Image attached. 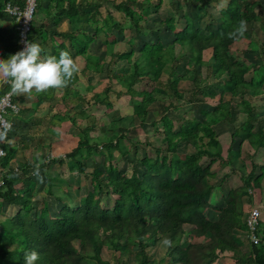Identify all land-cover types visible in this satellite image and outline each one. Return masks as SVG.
Wrapping results in <instances>:
<instances>
[{
  "label": "trees",
  "instance_id": "trees-1",
  "mask_svg": "<svg viewBox=\"0 0 264 264\" xmlns=\"http://www.w3.org/2000/svg\"><path fill=\"white\" fill-rule=\"evenodd\" d=\"M12 1L22 7L25 4V0ZM50 1L56 4L53 23L58 25L59 20L65 17L74 26L78 22L82 24L71 33H54L63 39L60 44L62 51L84 57L87 64H93L88 52L92 43L102 37L109 57L108 79L110 82L116 80L126 89L117 96L149 95L148 99L134 107L133 121H139L141 128H147L150 106L156 101L163 97L184 100L179 90L182 81L189 80L195 86L192 102L202 93L205 96H218L219 103L213 110H202V118L188 120L178 132L174 130V121L168 114L154 122L151 127L164 135L162 143L165 148L153 147L156 158H143L140 160L142 168L135 166L131 174L120 170L113 159L114 152H119L124 158L129 153L122 144L123 140L132 143L127 127H119L112 135L94 144L89 135L91 128L79 126L73 117V125L80 130V141L67 159L72 161V173L93 182L96 198H87L76 207L66 205L56 217L51 215L48 208L33 214L35 181L32 177L38 175L47 180L46 164L40 167L19 164L17 169L9 168L14 153L3 147L6 156L0 160V180L3 181L0 201L17 207L19 211L12 218H7L0 206V264H24L25 254L31 251L39 254L37 264H127L125 259L131 257H134L136 264H214L226 253H232L236 264H264V244H252L251 251L244 253L240 250L243 242L237 235V231L247 232L244 199L249 195V189L261 186L264 166L260 168L253 163V170L244 178V185L231 190L225 198L226 207L218 209L211 203L213 189L206 186L207 180L213 177L211 165L207 166L201 160L207 157L212 164L221 157L222 145L214 125L231 117L234 112L233 99L245 101L246 96L252 95L259 97L264 104V42H258L262 55L260 63L247 59L252 43L257 44L250 38L248 25L255 23L264 32V6L261 2L230 0L219 11L221 24L216 28L211 23L204 27L195 24L186 12V4L200 5L205 16L207 8L216 6L221 0H185V4L178 3L174 11V15H179L178 21L171 16L161 22L165 31L174 35L173 42L167 47L160 46L157 41L147 42L137 52L135 47L141 33L157 34L152 27H145L142 23L151 15L152 8L159 9L163 0H159L155 6L152 0H110L117 12L130 19L137 32L128 41L129 50L121 52L115 49L117 41L112 43L109 38L113 30L120 31L124 26L115 22L110 13L102 18V26L96 27L92 35L85 32L81 23L83 19L87 20V25L98 23L96 19L102 15V4L96 5V11L91 16L88 11L91 4L83 5L78 0ZM40 4L38 2V6ZM2 8L0 6V11ZM196 19L198 22L202 20L200 16ZM180 20L185 26L177 31L175 25ZM241 20L247 22L245 35L230 38L229 34L236 30ZM33 23L30 42L36 41L43 47L48 37L46 25L38 29ZM66 41L70 46H66ZM184 58L188 60L184 67L185 74L181 75L177 65ZM120 62L125 63L124 68L113 69ZM196 66L207 67L221 89L218 94L213 91L205 94L200 78L190 76L191 69ZM100 67L103 72L104 67L97 63V68ZM79 80L77 73L69 88L65 89L66 96L73 95L83 108H89L92 104L111 107L113 86H108L102 94H95L88 101L87 97L72 88ZM225 95H230L232 100L224 101ZM171 109L178 110L179 106L171 103L164 107L166 113ZM247 110L249 120L235 130L233 144L236 140L248 142L257 151L264 148V128L260 124L254 131L256 110L251 104ZM81 113L85 114L86 111ZM181 144L192 146L196 153L180 154ZM101 145L106 149V154L100 150ZM95 154L100 155L102 163L95 161ZM230 154L235 155L233 149ZM89 158L93 160L91 168L87 166ZM51 161L54 164L65 163L64 158ZM258 169L262 172L259 178L256 177ZM20 184L22 188L19 189ZM48 184V193L53 195L52 180ZM104 195L116 197L112 208L102 206L99 198ZM208 209L219 212L217 221L208 218ZM165 239L171 241L167 256L160 261L151 260L148 248ZM105 248L119 253L117 262L103 258Z\"/></svg>",
  "mask_w": 264,
  "mask_h": 264
},
{
  "label": "crops",
  "instance_id": "crops-1",
  "mask_svg": "<svg viewBox=\"0 0 264 264\" xmlns=\"http://www.w3.org/2000/svg\"><path fill=\"white\" fill-rule=\"evenodd\" d=\"M4 2L5 0H0V6H3ZM80 2L83 5L91 4L89 9L94 7L95 11H96L95 8L96 5L102 4V2L100 3L97 2L96 0H78V3ZM41 5H42L41 7L47 9V14L43 16H39L34 20L35 27L38 29L41 26L46 25L45 32L48 33V37L47 39H45L42 47L44 49V52L41 55L42 56L56 55L58 57L59 53L62 51L60 44L63 42V39L61 37L55 36L54 33L55 32L71 33L72 31H74V29L79 28L80 25L82 24L78 22L76 26H74L71 24L70 19L63 17L57 23L58 25H56L55 22L53 23V19L55 18V14H56V10H55L56 4L51 2L50 0H42ZM210 7L211 6L207 8V12L209 13V16L212 15L211 11L209 10ZM100 17L101 16H98L96 20L98 21ZM212 17L215 16L212 15ZM81 23H83V25L85 26L87 20L83 19ZM101 40L102 37H99L94 41V44ZM65 44L66 46H70L68 41H66ZM18 51H20V44H19L16 24L12 18L0 13V59H8L11 55H14ZM256 53L257 54L253 59L255 62L258 63L260 62V59H262V55L259 54V52L257 51ZM73 58L75 59L76 63L80 68V71L78 72V76L80 80L72 88L73 90L79 92L81 96L87 97V100L89 101L91 100L93 95L97 94L96 85L98 84V82L94 84L90 80V83H88L87 79L89 75H93V77L95 76L96 78L98 74L102 73L101 67L98 70L96 69L97 61H94L93 64H87L86 59L84 57L74 55ZM98 64L103 66V62H98ZM91 65H94V67L96 66L95 69H92ZM209 75L213 77L212 74L209 73ZM209 75L208 77L205 78L209 79L210 77ZM213 79H214V83L218 85L214 77ZM188 81L189 80L182 82H188ZM200 83L203 84L206 83V81L201 78ZM84 85H86L87 89H90L89 90L90 92H86L87 90L83 92L81 90L80 87ZM68 88L69 86L63 89L51 90L43 94L33 93L31 96L15 94L14 101L19 105L20 113L18 115H12V114L7 115V117L13 123V128L9 132L4 134L1 140L2 146L6 148L8 151H13L14 153V156L12 157L11 162L9 163V168L17 169L19 164H31V165H36L37 167L46 164L47 167L45 169V176L48 181L52 180L53 182V188H52L53 195H50L48 193L49 191L48 181L38 175H34L32 177V179L35 181L32 206L34 210L36 207H38L39 211H43L48 208V202L54 201L56 204L58 203L60 204V209L57 212L58 213L57 215H59L60 210L64 206L69 205L72 207L74 205L72 203L74 199L71 197L72 193L69 192V190H67V188L64 186V185L67 186L72 184L71 178L67 179L66 181L63 180L65 175L62 174L61 167L66 164V161L63 165H61V164H54L52 163L51 160L61 158L62 155L65 153V151L61 152V150L67 145L68 140L71 139L73 140L74 138H76L75 136H79L78 134L74 136L70 132L71 131L70 127L71 125H73L71 119L74 117L77 121L78 116H85V114L88 113V109H86L87 107L83 108L80 105L81 102L78 101L77 98L75 97L73 98V95L66 96L65 89ZM9 91H11V88L8 84H4L3 86H0V96L4 95ZM206 93L210 94L209 91L205 90V94ZM192 96H194L193 93ZM227 96L228 95L224 96V101H231L232 98L230 95L228 96L229 99L226 100ZM217 97L218 96H216V98ZM211 98L214 97L210 96L209 101H213V99ZM192 99H191V103H192ZM196 99L200 100L199 95L196 97ZM196 99L194 101H196ZM205 99L207 100L206 96ZM110 100L112 101L111 98ZM216 100L218 101L217 104L215 105L217 107L219 103V97ZM201 101H203V99ZM233 104H234V112L231 115V117L214 125V130L216 131L218 135V139L220 140V143L222 145L221 157L216 159V161L212 164H211V160H209L207 157L201 159L202 162L205 163L207 166L211 165L210 172L212 173L213 177L207 180L206 186L211 187L213 189L211 196V203L215 205L218 209H223L226 207L225 198L227 197V195L231 190L239 189L244 185V178L247 177L252 172L253 163L255 165L257 164V166H259L260 168L264 166V148H260L256 151L250 146L248 142H241L240 140H236V142L233 144V136H232L236 129L242 127L244 124L248 122L249 114L247 108L249 104H251L256 110L255 113L256 119L254 123L256 128L254 131H257L260 124H262L264 128V104L263 102H261L259 97L252 95L246 96L245 101L241 100L240 98L233 99ZM92 106H97V105L92 104ZM76 107H79L80 110L76 111L75 110ZM213 109H207V110H213ZM84 110L87 111L85 114H82L81 112L82 111L84 112ZM163 115L165 114H162V116ZM132 116H134V111L132 113ZM162 116L157 117L156 119H151V109H150L149 116L147 119L148 120L147 128L145 127L141 128L139 125L135 126L137 129L133 127L130 128H132V130L134 129L138 131V127H140L145 131V135L149 136V134L153 132L152 131L153 129L151 127L152 124L160 120ZM171 119L174 121V130L176 132L180 131L181 126L183 124L187 123V122L181 123V121L178 122L179 118L177 120H174V118ZM126 120L127 117L120 119V121L123 122H125ZM87 127L91 128L92 126L89 123V125L83 128H87ZM124 127H127V129L129 130L128 138L132 141V143L130 144L126 141V146L129 151L127 157L124 158V156L123 157L121 155L120 156L122 160H125V162L123 161L125 166L126 164L131 165V167L129 168H127L126 166V170H127L126 173L131 174L136 166L133 161L134 154L136 152L135 148L139 145H137L135 141L130 137L131 129H129L128 126L126 125H124ZM113 131L114 129L112 128V134ZM163 137L164 135H162V138ZM145 143L146 145H143V147L147 146V148L151 149V151H153L152 153L153 155H151V152L149 150V152L146 151V155L143 158L149 157L155 159L156 153L153 147H151V142L146 141ZM77 146H75V148H77ZM160 147L165 148V146H160ZM231 149H233L235 153L234 156H231L230 154ZM179 153L190 155V154H195L196 150L190 145L181 144ZM236 153H240V155L237 156ZM67 156L68 155H66L65 158H67ZM115 156L113 159L119 165V161L115 160ZM95 161L98 163L96 158ZM91 162H93L92 159ZM119 168L120 170H125L124 167L121 168L120 165ZM1 171H2V167H0V173ZM261 174H262L261 169H258L256 171V177L259 178ZM71 175L75 176L77 180L79 179V182L76 181L75 184H72L71 186L73 185L78 186L79 185L78 183L81 184L82 181L81 178H79L78 176L75 175V173L72 172L70 173V176ZM61 176H63L62 180H61ZM17 188L19 189L22 188V185L20 184ZM70 189L72 188L70 187ZM39 196L41 199L40 200L41 203L38 202ZM67 196L68 198H66ZM108 196H112V195H108ZM244 201L246 203L244 210L245 215H247L253 208H258L261 211V228L264 232V176L261 181V186L259 188L249 189V195L244 199ZM79 204L80 203H77L76 206H78ZM0 206H2L4 216H6L7 218H12L19 211L17 207L9 206L6 203H2L1 201H0ZM113 206L114 205H112L110 208H112ZM49 211L52 216L54 217L57 216L50 209V204H49ZM206 214L211 221H217L219 218V212L215 210L208 209L206 211ZM186 229L188 230L189 226H187ZM237 235L243 242V246L241 247L240 250L243 251L244 253H249L251 251L252 244L248 239L247 232L242 230L237 231ZM137 250L138 249H135V251ZM105 251L111 256V258H107L105 257V255H103V258L105 260H109L112 263L117 262L119 258V253H116L108 248H105ZM168 251H169L168 245H165L163 241H159L155 244H151L150 247L148 248V254L150 256V259L156 261H160L164 259L167 256ZM125 261H127V264H136V260L134 259V257H131L128 260L125 259ZM214 264H236V262L232 258V253H226L221 255L218 261L215 262Z\"/></svg>",
  "mask_w": 264,
  "mask_h": 264
},
{
  "label": "rangeland",
  "instance_id": "rangeland-1",
  "mask_svg": "<svg viewBox=\"0 0 264 264\" xmlns=\"http://www.w3.org/2000/svg\"><path fill=\"white\" fill-rule=\"evenodd\" d=\"M42 0H38V2L40 3ZM97 2H102L103 7L101 8V17L98 20V23L95 24H89V25H85L84 26V30L86 33L88 34H93L95 32V28L96 27H100L102 26L103 22H102V18H105L107 16L108 13H110L112 15V17L114 18L115 22L121 23L124 28L120 31L118 30H113L110 39V42L114 43V41H117L116 43V47L115 49L118 51H126L129 50V45H128V41L131 38H134L137 35V32L135 30V28H133L130 19L126 18L124 14L119 13L115 10V8L112 5V2L110 0H96ZM117 1V0H115ZM121 1V0H118ZM185 0H163L159 9L155 10V9H151L152 13L151 15L148 17V19L146 21H143V26L145 27H152V29H154L155 32H157V34H152V32L150 34L144 35L141 33V35H139V41L136 43V50L137 52L139 51V48L147 42H152V41H157L159 43L160 46L162 47H167L169 46L173 40H174V35L171 32H166L165 31V26L161 25V22H163L164 20H166L167 18H170L171 16H174V18H176V20L178 21L179 15L175 14L174 15V11L177 9V4L181 3V4H185L184 3ZM251 1H258L261 2V4L264 6V0H251ZM154 6L155 4H159V0H152ZM230 2V0H221L220 3H218L216 6H211L209 8V10L211 11V14L215 17H212V15L209 16V13L207 12V15L204 16L205 11L202 10V7L200 5H194V3H187L186 4V12L187 14L194 19L195 24L200 25L202 27L208 25L209 23L213 24L215 27L220 26L221 21L219 19L220 15H219V11L223 8H225L228 3ZM42 5L40 4V8L39 6L37 7L36 10V15L34 17V20L39 17V16H43L47 14V9L44 7H41ZM88 11L90 12L89 14L92 15L95 11L94 7H92L91 9H88ZM197 16H200L202 18L201 22H198V20L196 19ZM35 22V21H34ZM92 23V22H91ZM33 25H35V23H33ZM212 25V26H213ZM177 31L181 30V28L183 26H185V23L183 22V20H180L179 23H177L176 25ZM248 30L250 31V38L254 41H258L260 43L264 42V32L261 31V29L258 27L257 24L255 23H251L248 25ZM153 31V32H154ZM256 43H252L253 46L250 49L249 53H248V59L250 58V60H253V58H255L256 56V51L259 52L260 54V43L258 44ZM179 51V49H178ZM177 51V52H178ZM88 56L89 58H91L94 61L98 62H103V67H104V71L100 74H96V78L95 76L93 77V75H89L87 82L90 83V80L92 83H97L96 85V89H97V94L100 93L102 94L106 88L108 86H113L114 92L110 94V97L112 99L111 101V107H98V106H92L91 107H87L86 109H88V113L85 114V116H78L77 117V121L76 123L79 124V126L81 127H85L87 125H89V123L91 124V131H90V139L91 142L94 144H98L97 141H99L100 139L103 140L105 137L109 136L112 134V128L115 130V128H119L120 126H128L129 129H131V133H130V137L135 141V143L139 146H137L136 152L134 154V163L137 167H141L140 164V160L146 155V151L151 152V155H153V151H151V149L147 148V146L143 147V145H146V141H150L151 142V147H160V146H164L162 143V134L157 133L155 131V129H153L152 133L148 135H145V131L143 129H141L140 127H138V131L136 130H132V128H136V125H139V121H133V116L132 113L134 111V107L137 104H140L141 102L145 101L146 99L149 98V95L147 93L145 94H138L136 96H127V95H122V96H117V93L119 92H124L126 89L123 88L120 84L117 83L116 80L110 82V80L108 79V75H107V63L109 61V57L106 55V47L104 45V43L101 41L96 42L95 44L93 43L91 45V48L88 52ZM87 56V57H88ZM208 56V55H206ZM252 58V59H251ZM209 59V58H208ZM206 59V60H208ZM188 58H184L178 65H177V69L178 72L181 75L185 74V70L184 67L186 66V62H187ZM261 61V59H260ZM209 62V61H208ZM260 63V62H259ZM125 63L120 62L117 65L113 66V69H121L124 68ZM94 65H91L92 69H95ZM98 70V68H96ZM132 69V67H131ZM192 71L189 73L190 76L193 75H197V77H199L200 79L202 78L203 80L206 81V83H201L203 92L206 91H213L216 92L217 94L220 92V87L214 83V79L213 77H211L209 75V71L207 69V67H203L200 68L198 66L194 67L191 69ZM208 75L210 76L209 79L205 78L208 77ZM81 90L83 92H90V89H87L86 85L81 86L80 87ZM194 85L192 82L188 81V82H182L181 85L179 86V90L180 92L183 94L184 96V100H177L175 98L169 97H163L159 100V102H155L153 105L150 106L151 109V119H156L157 117L162 116V114H168V116L170 118H174V120H177L179 118V121H181V123H186L188 120L190 119H196V118H202L201 116V111L204 109H213L214 107H216L215 105L217 104V98H211L213 99V101H209L210 96H206L207 100L205 99V96L201 94H199V99L192 102L191 103V99H192V93L194 92ZM93 90V89H92ZM92 93V92H91ZM88 95V94H86ZM229 96V95H228ZM228 96L226 97V100L229 99ZM203 99V101H201ZM205 99V100H204ZM175 104V106H179L178 110H174L171 109L168 113H166L164 111V107H168L170 106V104ZM177 104V105H176ZM75 110H80L79 107H76ZM87 111V110H86ZM187 116V117H186ZM127 120L125 122L120 121V119L122 118H126ZM94 119V120H93ZM129 119V120H128ZM120 122V123H118ZM118 123V124H117ZM133 123V124H132ZM73 124V123H72ZM70 132L71 134H73L74 136L76 134L79 135V130L78 127L76 128L75 126L71 125L70 127ZM95 136V137H94ZM76 138H74L73 140H68L67 145L61 150V152L65 151V155L63 154L61 158H64L66 161V164L63 165L61 167L62 170V174L65 175V177L63 178L64 181H66L67 179L71 178V183L75 184L76 181L79 182V179L77 180L75 178V176L71 175L70 173L72 172V161L70 159L65 158L66 155H68L69 153H71L73 151V149L75 148V146H77L79 144L80 141V137L79 136H75ZM116 143V142H115ZM122 144H124L126 146V140H123ZM123 145V146H124ZM127 148V146H126ZM100 150L103 152V154H106L107 151L105 148L102 147V145L100 146ZM84 152V151H83ZM86 155L87 150H86ZM96 155V159L98 161V163H102V158H100V155L95 154ZM116 155V156H115ZM122 154H120L119 152H114V156H115V160L119 161V165L122 167H124L125 171L126 170V166L127 168L131 167L130 164H126V166L124 165L123 161L125 162V160L121 159ZM88 157V155H87ZM123 157V156H122ZM90 159V158H89ZM51 162V161H50ZM87 166H90L89 168H91L92 166V162L91 159L89 160V163H87ZM142 170V169H141ZM130 174V173H129ZM61 176V180H62ZM81 178V177H80ZM82 180V181H81ZM81 184L78 183L79 185H64L67 190H69V192L72 193V198L74 199V201H72V203L74 204L72 207H76L77 203H80V201H83L87 198H96L95 194H94V187H93V182L87 178V177H83L81 178ZM70 187L72 189H70ZM58 194V193H57ZM70 197V198H71ZM68 198V196L66 197ZM40 196H39V201H40ZM99 200L101 201L102 206L104 207H108L110 208L112 205L115 204L116 201V197L115 196H108V195H104L102 197L99 198ZM49 204H50V209L52 210V212L57 215L59 209H60V204H56L54 201L48 202V209H49ZM42 205V204H41ZM39 208L36 207L35 210L33 211V214L37 213V212H41L38 210ZM53 214V215H54ZM1 229V227H0ZM104 255L107 258H111L110 254H108L105 250H104Z\"/></svg>",
  "mask_w": 264,
  "mask_h": 264
},
{
  "label": "clouds",
  "instance_id": "clouds-1",
  "mask_svg": "<svg viewBox=\"0 0 264 264\" xmlns=\"http://www.w3.org/2000/svg\"><path fill=\"white\" fill-rule=\"evenodd\" d=\"M247 31V22L241 20L230 38L243 37ZM44 49L36 42H27L23 50L0 59V86L8 84L12 93L28 95L43 94L51 90L69 86L74 76L80 71L75 59L68 51H61L59 56L41 54ZM3 137H0L2 139ZM165 245L171 241L165 239ZM39 254L31 251L25 254L24 264H37Z\"/></svg>",
  "mask_w": 264,
  "mask_h": 264
},
{
  "label": "built area",
  "instance_id": "built-area-1",
  "mask_svg": "<svg viewBox=\"0 0 264 264\" xmlns=\"http://www.w3.org/2000/svg\"><path fill=\"white\" fill-rule=\"evenodd\" d=\"M38 0H25L24 6L14 3L12 0L4 2L0 13L12 18L16 24L20 51L23 50L25 44L30 42L29 34L31 24L34 21ZM15 94L12 91L0 96V137L9 132L13 128L12 121L7 115H18L20 107L14 101ZM0 139V160L6 156V152L2 146ZM3 186V181L0 180V188ZM247 226V236L251 244H264V232L261 228V211L258 208H253L245 218Z\"/></svg>",
  "mask_w": 264,
  "mask_h": 264
}]
</instances>
